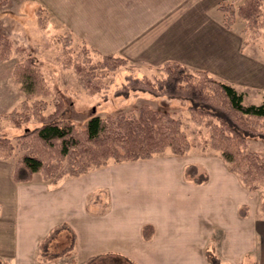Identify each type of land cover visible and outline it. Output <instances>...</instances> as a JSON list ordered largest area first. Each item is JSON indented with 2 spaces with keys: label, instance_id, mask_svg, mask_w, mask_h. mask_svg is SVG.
I'll use <instances>...</instances> for the list:
<instances>
[{
  "label": "crops",
  "instance_id": "obj_1",
  "mask_svg": "<svg viewBox=\"0 0 264 264\" xmlns=\"http://www.w3.org/2000/svg\"><path fill=\"white\" fill-rule=\"evenodd\" d=\"M223 1L37 3L49 6L67 30L91 47L126 58L132 67L156 71L173 61L235 88L250 86L264 64L251 56L243 29L224 26L218 10ZM201 154L194 145L185 156L109 164L55 184L37 174L17 183L15 161L0 160V264H264V212L258 205L251 208L247 189L237 179L229 185L223 160H213L212 166ZM154 160L166 166L161 176L136 174ZM189 165L204 169L208 182L188 181ZM108 191L106 204L100 193ZM63 225L57 237L70 236L69 247L76 236L71 255L44 259L41 244ZM146 226L152 227L149 240L143 234Z\"/></svg>",
  "mask_w": 264,
  "mask_h": 264
},
{
  "label": "trees",
  "instance_id": "obj_2",
  "mask_svg": "<svg viewBox=\"0 0 264 264\" xmlns=\"http://www.w3.org/2000/svg\"><path fill=\"white\" fill-rule=\"evenodd\" d=\"M4 1L9 0H2V3ZM218 10L229 30L238 21H244L248 28L264 30V0H224ZM73 39L71 32L54 39L63 47L58 58L90 95L102 91V80L108 73L129 63L115 55H104L94 61V52L86 44L75 54L71 48ZM12 49L11 39L0 31V63L9 59ZM23 59L15 67L14 75L25 101L21 110L12 112L6 119L15 129L25 130L15 138L0 137V160L15 161V182H30L40 174L43 181L55 184L65 177H79L111 163L148 160L167 150L175 156H185L194 146L180 118L147 104L129 112L93 116L79 127L73 122L60 120L64 102L55 97V112L45 115L48 104L44 98L50 97L51 89L38 62L29 55ZM156 72L143 78L129 74L117 95L126 97L131 91H138L188 101L193 122L205 125L207 129L209 139L204 147L210 146L219 152L230 171L249 191L264 188V150L249 148L252 139L264 140V98L260 105H245L244 94L235 87L215 79L206 71H192L173 61L157 68ZM32 122L37 123L35 128H30ZM185 177L197 185L209 179L208 174H199L196 165L186 168ZM261 210L264 212V201ZM247 211L245 206L241 214L245 216ZM65 227L55 228L41 244V250ZM143 234L149 240L152 227L146 226ZM75 242L73 234L72 246L50 259L71 255ZM215 264L220 262L216 260Z\"/></svg>",
  "mask_w": 264,
  "mask_h": 264
},
{
  "label": "rangeland",
  "instance_id": "obj_3",
  "mask_svg": "<svg viewBox=\"0 0 264 264\" xmlns=\"http://www.w3.org/2000/svg\"><path fill=\"white\" fill-rule=\"evenodd\" d=\"M4 3L5 1L2 3V0H0V31L11 39L13 49L9 59L0 63V137L15 138L25 130L24 128L15 129L10 121L6 119V116L16 110H21L23 107L25 96L15 81L14 69L18 64L22 63L23 58L29 55L38 62L45 81L51 89L50 97L44 98L48 104L45 115L55 112V97H60L64 102V113L60 120L73 122L79 127H82L93 116L105 117L118 112H129L147 104L154 109L166 110L174 117L180 118L192 143L203 151V154L200 155L203 160L209 162L212 166H214L213 160H223L219 152L213 150L210 146L204 147L209 139L207 129L205 125L200 126L193 122L188 112L190 107L188 101L181 98L156 97L150 93L138 91H131L126 97L117 95V91L123 87L129 74L133 73L138 78H143L157 74L156 71L149 70L145 66L132 67L128 61V64L121 66L115 72L108 73L102 80L103 88L101 92L90 95L81 87L75 74L71 70L65 69L58 58L63 52V47L61 43H55L54 39L64 36V34L72 30H67L66 25L53 16L46 8L49 6L38 4L37 0H9ZM236 26L243 29L244 44L250 47L251 56L255 54L259 64L260 62L264 64V30L248 28L244 21H238ZM73 34L74 39L71 48L75 54L80 52L82 46L86 44L94 52L92 54L94 61H98L102 56L108 55L91 47L83 40V37L75 34V32ZM257 77L254 80L255 84L253 82L250 86H237L236 88L244 94L245 105H260L263 102L264 93L261 94V92H264L263 68L259 69ZM253 87L254 89H251ZM36 100L28 104H32ZM36 126V122L30 124V128H35ZM249 148L256 151L264 150V140L259 138L252 139ZM172 156L174 154L167 150L155 157ZM157 162L158 160H154L146 163L148 167L137 168L135 170L136 174H142L143 178L157 174L161 176L166 171V166L160 165V160L159 163ZM225 164L229 171V176H231L229 185H232L234 179H237L245 188L240 178L230 171L227 163ZM199 174L207 173L203 169L199 170ZM37 176H40V174H37ZM136 178L137 180H143L140 176ZM188 181L193 182L191 180ZM129 182L133 185L136 181L130 180ZM130 184L128 188L134 189ZM202 184H205V182ZM148 187L149 185L146 188ZM232 188L235 189L236 187L233 185ZM247 192L251 208L256 205L261 207L264 201V188L256 191H248L247 189ZM100 196L105 197L106 204L108 203V196L111 199L109 191L108 194L104 193V195L100 193ZM247 208L249 209L248 206ZM56 237L57 234L54 235L48 246L42 250L43 258L46 257L44 259H50L51 256L58 255L70 248L72 241L70 236L67 239L62 236L57 237V242H55Z\"/></svg>",
  "mask_w": 264,
  "mask_h": 264
}]
</instances>
